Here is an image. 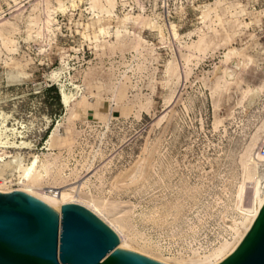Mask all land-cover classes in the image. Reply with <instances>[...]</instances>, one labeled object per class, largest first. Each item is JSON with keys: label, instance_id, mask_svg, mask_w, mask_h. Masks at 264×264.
<instances>
[{"label": "rangeland", "instance_id": "rangeland-1", "mask_svg": "<svg viewBox=\"0 0 264 264\" xmlns=\"http://www.w3.org/2000/svg\"><path fill=\"white\" fill-rule=\"evenodd\" d=\"M44 1L0 0V20L17 24L9 35L16 50L0 54V135L9 142L4 149L31 161L32 155L50 152L47 140L60 124L57 136H66L67 145L52 153L60 152L61 161L76 172L77 179L70 183L88 178L85 193L107 205L132 208L126 225L139 244L147 240L145 244L167 258L204 253L229 238L222 215L229 221L236 214L233 194L240 178V154L253 136H258L259 145L264 135V106L240 104L239 89L259 83L264 66L260 61L247 79L250 83L214 89L227 44L194 61L186 74L181 68L179 79L171 84L166 74L167 63L179 55V42H187V35L202 26L201 14L217 0L165 18L161 11L145 13L139 0L119 3L112 14H92L86 0H75V7L65 1L64 12H52L56 23L50 28L45 25ZM237 1L244 5L243 19L250 25L229 46L251 44V34L264 46V0ZM134 5L140 10L133 11ZM55 6L51 0L50 9ZM128 14L154 19L163 29L164 43L156 31L134 25ZM124 30L130 39L133 32L153 45L152 56L139 61L129 46L116 49V38ZM234 66H239L237 61ZM53 71L62 72L59 84L52 79ZM233 77L226 74L228 80ZM90 83L97 87L83 102L94 103L95 94L106 100L107 109L116 106L110 101L115 83L124 88L125 97L117 104L122 112L113 118L103 114L105 122L110 118L107 123L76 109L70 116L61 103L62 91L75 94V86L87 89ZM51 87L60 94L59 114L45 102L44 92ZM78 101L74 97L70 108ZM22 141L28 145L19 147ZM139 244L132 246L140 250Z\"/></svg>", "mask_w": 264, "mask_h": 264}, {"label": "bare ground", "instance_id": "bare-ground-1", "mask_svg": "<svg viewBox=\"0 0 264 264\" xmlns=\"http://www.w3.org/2000/svg\"><path fill=\"white\" fill-rule=\"evenodd\" d=\"M65 1L70 2L73 6L76 5L75 0H55L56 6L51 10V0L44 1L46 28H50L56 23V20L52 17L53 11L60 10L64 12L66 10ZM86 1L88 3V9L92 14H94L95 11H98L97 13L105 12L107 14H112L115 13V8L119 3L125 5L128 2V0ZM36 7L35 5L33 9H36ZM245 12L244 5L237 0H217L213 5H209L201 14L202 26L195 28L187 35L188 41L182 44L179 42V37L176 38L179 42V55L173 57L166 66L169 84H171L173 78L179 79L181 68L184 69V73L186 74L187 70L185 69L194 61H200L208 55H213L220 47H225L227 44L228 47L225 48V52L223 53L224 67L221 71H219V69L217 70V75L214 77V89H229L231 85H238L241 82L250 83L247 79L252 75V71L259 68L260 61H262V65L264 66V46L261 42L259 43L254 34L249 35L252 39L251 44L247 45V43H245V46L242 45L244 47H240L239 49L229 46L230 42L234 41L235 37L250 25L243 19ZM126 18L130 19L134 25L139 26L141 29L146 28L156 31L160 42L164 43L163 29L157 25L154 19L144 15L133 16L130 14H128ZM3 19L0 20V54L3 53V49L7 52H13L17 48L16 41L9 37L10 34L17 31V24ZM36 22L37 19L35 18L33 24L35 25ZM129 34L128 31L124 30L122 34L117 36L116 49L123 51L125 47L129 46L130 49L137 54L135 57H137L139 61L146 60L147 56H152V53L155 51L153 45L146 43L139 35L133 32L131 34L133 38L130 39ZM29 38L30 36L28 35L27 39ZM106 45L110 47V50L113 49L110 44L106 43ZM235 61L238 62L239 66H234ZM139 65L140 63L137 66L139 67ZM66 69L67 68H64L62 70L66 71ZM226 74L230 77H235L228 80L226 79ZM61 75V71H53L52 79L56 84L60 83ZM246 85V87L244 86L245 88L239 89L241 92L238 90L241 94L239 103L248 107L258 105H261V107L264 106V76L259 83H252V85L246 83ZM84 86L85 85L75 86L74 88L77 89L75 94H70V92L65 93L64 91L61 93L62 104L67 108L70 116H74L72 110L76 109L79 113H84L85 115L91 114L95 119L105 122L103 114L109 112V117L113 118L116 117L119 111L122 112L123 107L120 108L117 104L120 99L125 97L123 86L120 84L116 85L115 83L111 89L112 98L110 101H113L116 106L111 107L108 105V109L106 100L99 98L98 95L95 94L94 103H84L82 99L86 96L90 97V95L93 94L92 89L96 88L97 85L95 83H90L87 85V89H85ZM74 97L79 98V101L74 108H70V101ZM110 118H107V121L110 120ZM107 121L105 123H107ZM60 126V124L57 125L47 140V147L50 152L42 155H32L31 161L26 160L25 156L21 153L12 154L6 151L4 148L9 142L7 140L3 141V135H0V193L24 191L45 197L58 203V214L60 213L61 204L69 203L72 200L76 201L95 213L116 233L119 238V243L116 248L120 245L126 246L137 254L162 264H218L223 261L244 238L263 201L264 155L258 152V148L260 147V143L264 140V135L261 137V139H263H260L261 142L259 145L257 144L258 136H253L249 144L240 154V178L235 184V191L233 194V206L236 210V214L234 217H231L229 221H225V214L222 215L223 223L228 226L227 233L229 238H223L216 247L204 253L193 252L191 253L192 255L187 256L182 254L173 256V254V257L163 258L158 248L145 244L147 240L139 244L137 239L134 238V232L126 225V223H129L126 221L128 220L126 214L129 212V207L126 209L121 208L119 207L121 204L118 206L116 202H111L110 205H107L95 199L90 193H85L84 189L90 183L88 178L70 183L73 178L77 179L76 172L73 169H68V166L61 161L60 152L58 154L52 153L54 148H63L67 145L66 136H57ZM68 133V129H66L65 135ZM27 145L26 142L22 141L18 146L23 148ZM255 146H257L255 151L251 153ZM142 160L143 156L136 162L135 168L140 166ZM67 171H69V173ZM133 171L131 179L135 177L137 170ZM13 186H16V188L13 189ZM129 209L132 210V208ZM132 243L139 244L141 249H134Z\"/></svg>", "mask_w": 264, "mask_h": 264}, {"label": "water", "instance_id": "water-1", "mask_svg": "<svg viewBox=\"0 0 264 264\" xmlns=\"http://www.w3.org/2000/svg\"><path fill=\"white\" fill-rule=\"evenodd\" d=\"M62 103V102H61ZM84 205L13 191L0 193V264H162L120 245ZM218 264H264V198L244 238Z\"/></svg>", "mask_w": 264, "mask_h": 264}, {"label": "built area", "instance_id": "built-area-1", "mask_svg": "<svg viewBox=\"0 0 264 264\" xmlns=\"http://www.w3.org/2000/svg\"><path fill=\"white\" fill-rule=\"evenodd\" d=\"M144 7L145 13L162 12V18L169 16L170 13L187 12L188 10L197 11L199 7L203 6L200 2H207L209 0H139ZM136 5L133 6V11H139ZM160 14V13H159ZM161 18V19H162ZM163 22V21H162ZM258 152L264 155V140L260 143Z\"/></svg>", "mask_w": 264, "mask_h": 264}, {"label": "trees", "instance_id": "trees-1", "mask_svg": "<svg viewBox=\"0 0 264 264\" xmlns=\"http://www.w3.org/2000/svg\"><path fill=\"white\" fill-rule=\"evenodd\" d=\"M44 93L47 96L45 102L50 106L51 112L59 111L61 109V103H60V94L57 88L56 87L48 88L47 90H45Z\"/></svg>", "mask_w": 264, "mask_h": 264}]
</instances>
